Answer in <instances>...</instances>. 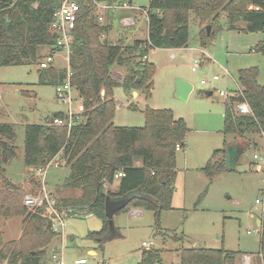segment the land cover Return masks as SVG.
<instances>
[{
  "label": "trees",
  "instance_id": "1",
  "mask_svg": "<svg viewBox=\"0 0 264 264\" xmlns=\"http://www.w3.org/2000/svg\"><path fill=\"white\" fill-rule=\"evenodd\" d=\"M114 2L118 0H108ZM58 0H0V66L37 64L39 81L61 86L68 76V68L52 65L40 67L41 47L51 46L56 36L50 30L52 14ZM81 10L74 32L70 53L71 84L82 98L84 120L56 124V118L66 120L68 115L55 112L43 123H27L24 136V164L43 170L57 157L70 167L64 188L79 190L77 194L60 197V204H71L103 219L100 230L86 236L103 248L116 238L112 233L106 213L107 197L121 198L138 191L127 206L116 213L127 212L132 207L153 210L159 225L161 212L172 209L177 179L178 145L186 147L188 126L183 117H176L169 108L147 107L144 126H121L114 123L117 107L115 88L125 91H142L152 95L156 64L142 58L149 48H182L189 41V10L211 23V32L220 24L221 15L227 17L228 29L264 33V0H149V35L146 39L114 43L110 39L111 19L105 26L97 20L94 5L81 0ZM130 13H132L130 11ZM245 21L246 25H239ZM105 29L108 36L101 39ZM206 28L202 30V43L206 44ZM145 41L149 48L141 45ZM264 50V41L259 44ZM53 51V50H52ZM115 65L125 66L127 74L122 80L113 74ZM258 66L241 68L237 74L240 89L225 102L224 131L238 136L259 134L264 138V83L259 80ZM105 90V93L102 91ZM207 95L209 92H199ZM247 101L251 114H239L233 104ZM130 107L136 109L133 104ZM16 126L0 122V219L22 216V235L18 240L6 242L0 258L10 264H39L40 256L56 238L48 225L45 207L30 209L24 203V185L6 176V165L17 157ZM228 142L216 149L203 167L212 181L227 170ZM258 147V146H257ZM140 161V164H137ZM40 187L38 178L30 182ZM106 183L117 184L116 190ZM260 250L253 254L203 245L181 247L176 264H238L240 254L256 256L251 264H264V209L260 217ZM116 227H114L115 229ZM161 232V233H160ZM163 237L167 233L159 229ZM164 233V234H163ZM182 236L172 237L184 239ZM0 234V245L2 244ZM165 248H143L138 264H164Z\"/></svg>",
  "mask_w": 264,
  "mask_h": 264
},
{
  "label": "rangeland",
  "instance_id": "2",
  "mask_svg": "<svg viewBox=\"0 0 264 264\" xmlns=\"http://www.w3.org/2000/svg\"><path fill=\"white\" fill-rule=\"evenodd\" d=\"M122 1V0H118ZM136 8L131 12L137 15L138 23L134 26H121L120 16L129 13V9H119L110 14L113 29L110 39L116 43L120 39L128 42L148 37L146 11L149 0H123ZM189 41L186 47H154L149 54L150 62L156 64L152 95L127 92L122 87L115 88L117 107L114 123L121 126H144L145 110L152 108H169L176 117H183L188 126L187 146L177 150V179L172 201V209L161 212L159 225L153 210L143 209L133 214V207L127 212L114 216L117 237L108 241L103 248L87 239L89 232L100 230L104 221L95 214L79 215L67 218L63 243L65 264H76L78 258H85L84 264H138L143 248V241L152 246L165 248L164 264L179 261L178 250L181 247L200 245L209 248H225L237 252L257 253L260 250V226L257 219L264 209V169H258L259 162L254 154L264 144L259 134L238 136L224 131L226 104L220 90L236 92L240 89L237 81L239 69L258 66L259 80L264 83V50L259 44L264 41L263 32H245L228 29L227 17L221 15L220 24L208 32L209 21H204L189 10ZM239 25L245 26V21ZM206 28V44L202 43V30ZM50 48L41 47V55L48 54ZM199 60L196 62V60ZM60 68L67 67L65 58L56 60ZM196 66V69L193 67ZM68 68V67H67ZM113 74L122 80L127 74L125 66L115 65ZM219 75V79H215ZM177 78L191 82L193 92L187 99L175 95ZM202 80L207 83L203 84ZM62 85L45 84L39 81L37 64H20L0 66V122L13 123L17 131L18 155L6 165V176L24 185L25 191L39 193L45 181L49 194L58 200L60 197L80 192L64 188V180L70 174V167L57 158L48 167L44 175L34 167L24 164V136L27 123H43L55 112L63 111L72 121H82V98L73 87V102L58 97ZM210 92L202 98L198 92ZM133 104L137 108L130 107ZM229 146L227 153L230 165L234 169L218 173L211 181L203 167L216 149ZM258 146V147H257ZM139 162V161H137ZM138 164V163H137ZM58 165V166H57ZM26 177V178H25ZM32 177L40 180V187L30 182ZM110 189V184L106 183ZM112 189V188H111ZM175 197V198H174ZM257 199L262 202L258 203ZM138 209V208H137ZM23 217H2L0 234L2 246L11 240H18L22 235ZM159 229L169 237H163ZM163 233V234H164ZM184 239H174L172 236ZM57 242V241H56ZM52 243V244H51ZM40 256L39 264H59L53 254L58 250L52 241ZM97 248L92 254L90 248ZM250 256L251 263L256 256L240 254L238 264H244V258ZM0 264H10L0 258ZM13 264H22L16 261Z\"/></svg>",
  "mask_w": 264,
  "mask_h": 264
},
{
  "label": "built area",
  "instance_id": "3",
  "mask_svg": "<svg viewBox=\"0 0 264 264\" xmlns=\"http://www.w3.org/2000/svg\"><path fill=\"white\" fill-rule=\"evenodd\" d=\"M88 6L94 5L96 9V15H97V21L102 25L105 26L108 23V20L110 18V14L112 12H116L119 9H129L130 11L133 9H139L136 8L132 3L128 1H114L109 2L108 0H83ZM81 0H58L57 5L55 6V9L52 14V20L50 24V30L51 32L56 36L55 43L51 46V50L48 54H45L40 59V67L43 69L49 68L52 65H56L57 56L63 55L65 58V64L68 67V78L65 81L64 84H62V87L58 90V97L64 101L68 102L70 104V107L73 102L72 97V91L73 86L71 84V71H70V53H71V47L74 43V32L77 26V21L79 18V12L81 10ZM124 13L120 16V25L121 26H134L138 23V18L136 14L130 13ZM146 21L148 23L149 17L148 13L146 11ZM113 29V27H112ZM111 29V30H112ZM110 30V31H111ZM110 33V32H109ZM148 34H149V27H148ZM108 36L105 29L101 31L100 37L101 39H105ZM152 43L150 41H145L141 47L143 48H149V46ZM53 50V51H52ZM153 50L152 48H149V53L145 55L142 59L148 60L149 54H151ZM199 60L197 59L196 62ZM193 69H196V66L193 67ZM216 80L219 79V75H215L214 77ZM202 83H207L206 80H202ZM220 95L224 98L225 102H231L232 96L236 94V92H228L225 90H220ZM234 108L239 114H251L252 109L247 101H236L233 104ZM69 114L71 116V120L65 121L62 118H56L55 123L62 125V124H68L71 126L73 124L72 118H73V111H69ZM178 149L181 148L180 145L177 147ZM255 159L259 162L258 169L261 170L262 167L264 169V144L258 148V150L254 154ZM49 165L43 169L40 170V173L44 175L47 173ZM257 202H262L260 199H257ZM24 203L28 208L35 209L38 207H45V216L48 218V225L50 229L56 234V237L58 241L60 242V245L58 246V250H56L53 254V257L55 258L56 262L59 264H65L63 259V254L65 250V245L63 243L64 235L65 233V226L67 222V218L72 216H79L84 215L88 216L91 215L87 208H82L80 206H74L71 204H60L59 200L53 196H51L47 190V186L45 184V181L42 183V186L40 188L39 193H32L27 192L24 197ZM133 214H139V209H133ZM144 246L146 247H152V243H149L145 241ZM250 256L244 258V264H251ZM85 258H78L75 260L76 264H84L86 263Z\"/></svg>",
  "mask_w": 264,
  "mask_h": 264
},
{
  "label": "water",
  "instance_id": "4",
  "mask_svg": "<svg viewBox=\"0 0 264 264\" xmlns=\"http://www.w3.org/2000/svg\"><path fill=\"white\" fill-rule=\"evenodd\" d=\"M207 29H208V32H210L211 25H208ZM193 88L194 86L191 82L184 80L182 78H177L176 83H175V95L181 99H187L189 96V93L193 90ZM102 93H105V90H103ZM135 93H137V91H135ZM208 94H213V92L210 91ZM227 168L231 170L234 169V167L230 165L229 156L227 158ZM138 193H139L138 191H134V192L127 194L126 196H123L117 199H112L110 197H107L106 213L109 217V222H110V226L112 227V229L115 227L114 216L116 212L122 210L125 206H127L131 200V197ZM260 225H261V220H259V226Z\"/></svg>",
  "mask_w": 264,
  "mask_h": 264
},
{
  "label": "crops",
  "instance_id": "5",
  "mask_svg": "<svg viewBox=\"0 0 264 264\" xmlns=\"http://www.w3.org/2000/svg\"><path fill=\"white\" fill-rule=\"evenodd\" d=\"M181 49H182V48H181ZM60 57H62V55L59 54V55L57 56V60H59ZM56 65H57V63H56ZM193 90H194V88H193ZM193 90L189 93V96H190V94L193 92ZM212 92H213V91H212ZM136 94L139 95V92L135 93V96H136ZM198 95H199L200 97H202V98H207V96H208V95L210 96L211 94H207V96H206V95H202V94H200V93L198 92ZM189 96H188V97H189ZM225 112H226V111H225ZM224 116H225V115H224ZM259 147H260V146H259ZM56 160H57V157H56L53 161H56ZM53 161H52V162H53ZM137 163L140 164V161L137 162ZM51 164H52V163H51ZM51 164H50V165H51ZM50 165H49V166H50ZM57 166H58V165H57ZM25 178H26V177H25ZM31 179H35V178L32 177ZM110 186H111L110 189L112 188V190H116V188H117V184H110ZM174 198H175V197H174ZM132 209H137V208L134 207V208H132ZM138 209H139L140 211L143 210L142 208H139V207H138ZM92 215H93V214H92ZM259 220H260V219L258 218V219H257V223H258V224H259ZM112 240H113V239H112ZM56 241H57V242H56ZM53 242H54L55 248H57V243L59 242L58 239H57V237L54 238ZM144 242H145V241H143V243H144ZM51 244H52V243H51ZM105 244H106V243H105ZM194 244L199 245V243H195V241H194ZM143 245H144V244H143ZM95 246H99V245H98L97 243H95ZM145 247H146V246H145ZM96 250H97L96 247H95L94 249H93V248L88 249V251H89L90 253H92V254H96V253H97ZM178 257H179V251H178ZM140 258H141V256H140ZM177 262H178V261H174L173 264H176Z\"/></svg>",
  "mask_w": 264,
  "mask_h": 264
}]
</instances>
